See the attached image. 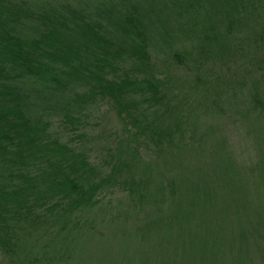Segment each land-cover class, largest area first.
<instances>
[{"label": "trees", "instance_id": "obj_1", "mask_svg": "<svg viewBox=\"0 0 264 264\" xmlns=\"http://www.w3.org/2000/svg\"><path fill=\"white\" fill-rule=\"evenodd\" d=\"M262 187L264 0H0V264H264Z\"/></svg>", "mask_w": 264, "mask_h": 264}, {"label": "rangeland", "instance_id": "obj_2", "mask_svg": "<svg viewBox=\"0 0 264 264\" xmlns=\"http://www.w3.org/2000/svg\"><path fill=\"white\" fill-rule=\"evenodd\" d=\"M104 110V108H103ZM97 113L98 117L93 118V126L96 128L99 126L98 121L102 116V111ZM92 121V120H91ZM59 124H57L58 126ZM58 129V128H57ZM248 154H241L240 156L243 157L248 163L252 161V156H247ZM247 156V157H246ZM251 205L253 212L258 211L260 209V212H264V188H257L255 192V196L251 200ZM250 224H256V221L259 222L258 218L252 217ZM264 221V218L262 219ZM254 227V226H253ZM127 232H121V229L118 227H115V229L111 232L105 233V234H99V233H93V234H87V235H78L74 234L73 240L71 241L69 249H63L66 253L71 254V258L68 261V264H80V263H87L88 259H93L95 256L103 257L106 255H111L113 253L118 254L119 249L123 252V245L126 244L127 238L125 235ZM61 239V237H60ZM149 239V243H150ZM152 242V241H151ZM159 241L153 240V244L158 243ZM128 243V241H127ZM152 244V245H153ZM153 245V246H154ZM95 257V258H96ZM110 258V257H109ZM93 264V263H91Z\"/></svg>", "mask_w": 264, "mask_h": 264}]
</instances>
